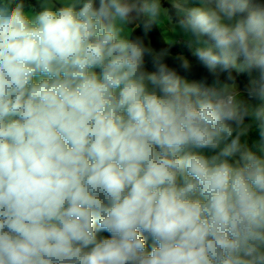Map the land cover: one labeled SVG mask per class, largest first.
<instances>
[{
  "label": "clouds",
  "instance_id": "clouds-1",
  "mask_svg": "<svg viewBox=\"0 0 264 264\" xmlns=\"http://www.w3.org/2000/svg\"><path fill=\"white\" fill-rule=\"evenodd\" d=\"M253 125L264 0H0V264H264Z\"/></svg>",
  "mask_w": 264,
  "mask_h": 264
},
{
  "label": "trees",
  "instance_id": "trees-1",
  "mask_svg": "<svg viewBox=\"0 0 264 264\" xmlns=\"http://www.w3.org/2000/svg\"><path fill=\"white\" fill-rule=\"evenodd\" d=\"M27 2L32 4V5L37 4V0H27ZM136 34H140L139 30L137 31ZM149 39L151 40L152 45L158 49L169 47V45L167 44V41L165 40V38L163 36V33L161 32L160 27L157 28L154 26L153 31H151L149 33ZM171 47H172V55L173 56L178 55V54H186L185 49L179 44L173 45ZM168 63L174 64L175 61L172 59H169ZM203 72H204V70L202 69V67H200V66L195 67V74L197 76H200ZM244 79H245V77H243V76L238 77V80H240V81H243ZM246 122H248V121H246ZM100 236L101 237H107L108 234L107 233H101Z\"/></svg>",
  "mask_w": 264,
  "mask_h": 264
},
{
  "label": "rangeland",
  "instance_id": "rangeland-1",
  "mask_svg": "<svg viewBox=\"0 0 264 264\" xmlns=\"http://www.w3.org/2000/svg\"><path fill=\"white\" fill-rule=\"evenodd\" d=\"M165 3H166V0H165ZM161 32L163 33V36L165 38V40L168 42V41H171L173 40L175 37L172 33V25L171 24H168L167 21H165L161 27ZM186 55V54H185ZM248 144H249V147L252 148V150H257V148L259 147V145L261 143H264V141H261L260 139V136H259V133L258 131H256L255 129V126L253 125V127L250 129L249 131V135H248Z\"/></svg>",
  "mask_w": 264,
  "mask_h": 264
}]
</instances>
